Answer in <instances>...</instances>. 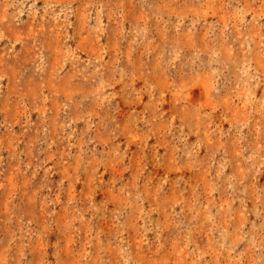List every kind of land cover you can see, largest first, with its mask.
Listing matches in <instances>:
<instances>
[{"label": "rangeland", "instance_id": "1", "mask_svg": "<svg viewBox=\"0 0 264 264\" xmlns=\"http://www.w3.org/2000/svg\"><path fill=\"white\" fill-rule=\"evenodd\" d=\"M0 264H264V0H0Z\"/></svg>", "mask_w": 264, "mask_h": 264}]
</instances>
